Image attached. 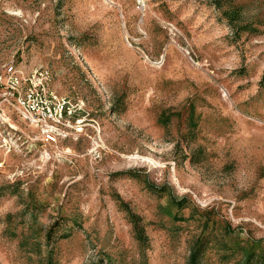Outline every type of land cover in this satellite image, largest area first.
Instances as JSON below:
<instances>
[{
  "label": "rangeland",
  "instance_id": "1",
  "mask_svg": "<svg viewBox=\"0 0 264 264\" xmlns=\"http://www.w3.org/2000/svg\"><path fill=\"white\" fill-rule=\"evenodd\" d=\"M9 65L83 132L48 140L0 89V264L264 256V0H0Z\"/></svg>",
  "mask_w": 264,
  "mask_h": 264
},
{
  "label": "built area",
  "instance_id": "2",
  "mask_svg": "<svg viewBox=\"0 0 264 264\" xmlns=\"http://www.w3.org/2000/svg\"><path fill=\"white\" fill-rule=\"evenodd\" d=\"M136 5L140 11H145L148 0H136ZM0 89L48 140L54 143L66 140L67 130L83 132V121L74 124L72 119L82 111L84 104H73L58 95L51 87L47 71L36 69L25 75L14 65L6 66L0 74ZM10 142H15L14 137L0 132V148L12 147Z\"/></svg>",
  "mask_w": 264,
  "mask_h": 264
},
{
  "label": "trees",
  "instance_id": "3",
  "mask_svg": "<svg viewBox=\"0 0 264 264\" xmlns=\"http://www.w3.org/2000/svg\"><path fill=\"white\" fill-rule=\"evenodd\" d=\"M199 259H200V248L195 249L192 253L191 259H190V264H199ZM255 256L251 255L246 264H264V256L259 257L256 262H254Z\"/></svg>",
  "mask_w": 264,
  "mask_h": 264
}]
</instances>
